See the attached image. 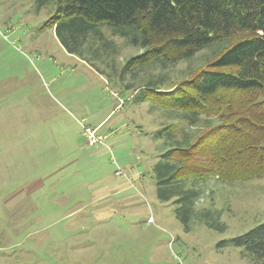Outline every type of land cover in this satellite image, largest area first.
Listing matches in <instances>:
<instances>
[{"label":"rangeland","instance_id":"374dc122","mask_svg":"<svg viewBox=\"0 0 264 264\" xmlns=\"http://www.w3.org/2000/svg\"><path fill=\"white\" fill-rule=\"evenodd\" d=\"M55 8L0 0V264H253L231 240L264 223V179L207 180L187 228L153 172L169 146L154 135L178 120L137 91L164 73L171 88L230 40L122 81L144 50L105 27L70 54L44 27Z\"/></svg>","mask_w":264,"mask_h":264},{"label":"trees","instance_id":"16d2710c","mask_svg":"<svg viewBox=\"0 0 264 264\" xmlns=\"http://www.w3.org/2000/svg\"><path fill=\"white\" fill-rule=\"evenodd\" d=\"M52 1L55 12L44 27L56 32L68 53L83 58L105 27L144 50L126 61L122 81L152 66L169 69L230 40L212 63L190 70L171 88L163 87L166 73L137 88L141 102H154L178 120L154 135L169 146L153 172L158 198L177 204L187 228L207 180L264 179V0H37V11ZM88 50L101 57L98 48ZM231 242L253 264H264V223Z\"/></svg>","mask_w":264,"mask_h":264},{"label":"built area","instance_id":"2783aa9c","mask_svg":"<svg viewBox=\"0 0 264 264\" xmlns=\"http://www.w3.org/2000/svg\"><path fill=\"white\" fill-rule=\"evenodd\" d=\"M100 129L99 127H96L94 129H87L88 139L90 145H96V144H104L105 143V137L102 135H98V131ZM116 175H121L120 171L116 172Z\"/></svg>","mask_w":264,"mask_h":264},{"label":"crops","instance_id":"0c3cea01","mask_svg":"<svg viewBox=\"0 0 264 264\" xmlns=\"http://www.w3.org/2000/svg\"><path fill=\"white\" fill-rule=\"evenodd\" d=\"M103 122H104V121H103ZM103 122H102V123H103ZM102 123H100L99 125H97V127H99ZM95 128H96V127H95Z\"/></svg>","mask_w":264,"mask_h":264}]
</instances>
